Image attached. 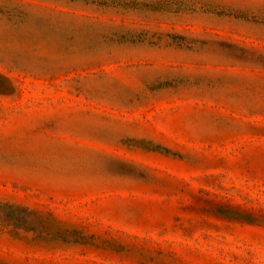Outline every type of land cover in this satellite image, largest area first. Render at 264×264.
Returning <instances> with one entry per match:
<instances>
[{
	"label": "rangeland",
	"instance_id": "obj_1",
	"mask_svg": "<svg viewBox=\"0 0 264 264\" xmlns=\"http://www.w3.org/2000/svg\"><path fill=\"white\" fill-rule=\"evenodd\" d=\"M0 264H264V0H0Z\"/></svg>",
	"mask_w": 264,
	"mask_h": 264
}]
</instances>
